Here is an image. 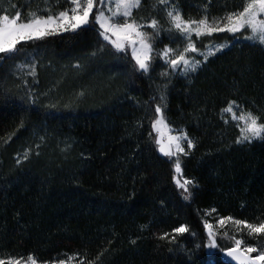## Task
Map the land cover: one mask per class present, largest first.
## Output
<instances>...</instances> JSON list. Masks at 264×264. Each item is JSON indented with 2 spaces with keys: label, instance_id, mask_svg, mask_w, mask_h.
Wrapping results in <instances>:
<instances>
[{
  "label": "trees",
  "instance_id": "obj_1",
  "mask_svg": "<svg viewBox=\"0 0 264 264\" xmlns=\"http://www.w3.org/2000/svg\"><path fill=\"white\" fill-rule=\"evenodd\" d=\"M155 2L142 0L138 22L164 25ZM243 2L173 0L194 19L224 17ZM67 7L66 0H0V12L22 19ZM169 35L154 37V48H176ZM217 36L214 43L230 47L191 80L171 78L166 90L163 62L155 58L147 75L133 72L130 55L114 53L91 21L0 59V258L229 264L220 250L232 247L222 242L227 228L217 230L220 247L209 249L204 225L227 217L264 222V140L236 143L239 127L226 124L222 110L236 101L264 118V46ZM22 65H35L36 77L20 74ZM161 90L167 123L195 144L181 156L182 178L195 181L188 200L153 139ZM182 225L189 231L176 233Z\"/></svg>",
  "mask_w": 264,
  "mask_h": 264
},
{
  "label": "snow or ice",
  "instance_id": "obj_2",
  "mask_svg": "<svg viewBox=\"0 0 264 264\" xmlns=\"http://www.w3.org/2000/svg\"><path fill=\"white\" fill-rule=\"evenodd\" d=\"M66 3L68 7L56 14L30 13L25 19L21 18L19 11L11 16L6 11L0 12V59H14L19 51L17 46L22 43L43 40L61 33H77L91 21L98 36L107 45H111L114 53L130 55L135 62L132 66L133 72L147 75L154 68V59L162 60L166 71L161 75L169 78L163 85V89L166 90L171 78L184 77L191 80L192 75L201 70L210 58L223 53L229 44L214 43L212 39L213 37L223 39L217 36L219 33L230 34L235 41L244 40L253 45L264 46V0H244L237 10L228 12L224 17L211 19L206 13L199 19L185 18L173 0H158L171 25L167 31L169 33L174 31L177 34L169 35V40L177 47L165 46L163 49L154 48V37H158L161 30L159 21L152 18L150 22L140 23L134 16V11L141 8L142 0H66ZM100 50L102 51L103 47ZM92 55L95 56L96 52ZM30 75L36 77L35 65ZM164 90H161L158 97L159 103L154 106L151 127L156 136L153 139L157 150L172 160L175 173L180 177L183 175L180 157L189 155L186 148L193 149L195 144L182 130L173 134L165 117L167 97ZM234 108L239 110V115ZM222 111L231 114V119L239 127L240 135L236 143L264 140V118L260 115L250 110H243L236 101H231ZM224 122L227 124L228 120ZM149 135L151 136V133ZM175 182L186 194L183 198L190 199L192 193L189 186L195 187V181L192 179L181 181L177 178ZM228 221L247 229L250 237L264 236V222L254 224L227 217L219 219L217 223L223 226ZM204 227L208 237L206 247L218 249L220 246L217 244V233L214 232L213 225L205 223ZM174 231L183 234L189 229L186 225H182ZM167 238V234L161 237V239ZM220 250L235 264H264V247L246 245L242 237H234V246ZM0 264H38V261L34 256H29L27 260L10 257L0 258ZM59 264H66V261H60Z\"/></svg>",
  "mask_w": 264,
  "mask_h": 264
},
{
  "label": "rangeland",
  "instance_id": "obj_3",
  "mask_svg": "<svg viewBox=\"0 0 264 264\" xmlns=\"http://www.w3.org/2000/svg\"><path fill=\"white\" fill-rule=\"evenodd\" d=\"M155 1H156L155 2V6H156L157 10L159 9L160 11H162V13L164 14V18L166 19V22L164 23V25H161L159 23V27H160L161 30H160V34H159L158 38L160 39L163 32L169 33L167 31V29H169L171 27V25L168 22V19L166 17V13L163 11L162 6L158 4V0H155ZM94 11H95V9H94ZM146 30L149 31V32L152 31L151 29H146ZM171 34H173L174 36L177 35L174 31L171 32ZM219 34H223V33H219ZM242 41H244V40H242ZM246 42H248V41H246ZM227 44H229V43H227ZM228 47H230V44H229ZM228 47H226L225 49H227ZM160 61L163 62L162 60H160ZM19 69H20V71H19L20 74L21 73L22 74L24 73V74H27V75H30L31 71L33 70L32 67H30V66H24V65L20 66ZM234 111H236L235 108H234ZM237 115H239V114H237ZM224 116H225V119L228 120V122L235 123L236 124V122L231 119V114L224 113ZM169 127L172 129L173 134H176L178 132V130L173 129L170 125H169ZM255 141H259V140H254L252 142H255ZM241 144H243V143H241ZM186 151H187V148H186ZM172 159L174 160L175 157L172 158ZM180 161H181V157H180ZM177 178H179V179H181V181H183L182 176H180V177H177L176 176V179ZM209 218L210 217H208L207 219H209ZM212 219L213 218H210L209 221H207L206 223H211L213 225L214 232L218 233L217 230L222 229V228H227L228 229V230L226 229V231L228 232V235H226V236L223 237V240H222L223 243H225V244L231 243L232 246H234V237L235 238L242 237L243 240L245 241V244L246 245H258L260 247H264V236H262V237H250L247 234V229H244L241 226H237L232 221H228L225 225L221 226V225H219L217 223L218 220L221 219V218H214V220H212ZM206 233H207V230H206ZM253 255H255V254H253ZM25 260H27V259H25ZM62 261H66V264H75V262H74V260L72 258L71 259H68V260H62ZM59 262L52 263V264H59ZM38 264H42V263H39L38 262Z\"/></svg>",
  "mask_w": 264,
  "mask_h": 264
},
{
  "label": "water",
  "instance_id": "obj_4",
  "mask_svg": "<svg viewBox=\"0 0 264 264\" xmlns=\"http://www.w3.org/2000/svg\"><path fill=\"white\" fill-rule=\"evenodd\" d=\"M223 260L224 262L226 263H229V264H235V262L231 261V258L227 257V256H223Z\"/></svg>",
  "mask_w": 264,
  "mask_h": 264
}]
</instances>
